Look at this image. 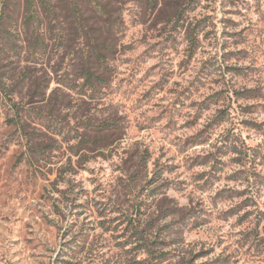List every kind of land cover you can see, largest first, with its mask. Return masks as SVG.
<instances>
[{"label": "rangeland", "instance_id": "1", "mask_svg": "<svg viewBox=\"0 0 264 264\" xmlns=\"http://www.w3.org/2000/svg\"><path fill=\"white\" fill-rule=\"evenodd\" d=\"M44 1L0 0V264H264V0Z\"/></svg>", "mask_w": 264, "mask_h": 264}, {"label": "trees", "instance_id": "2", "mask_svg": "<svg viewBox=\"0 0 264 264\" xmlns=\"http://www.w3.org/2000/svg\"><path fill=\"white\" fill-rule=\"evenodd\" d=\"M27 1V4H28V8L31 10V9H33V7H34V3H35V0H26ZM41 3H42V5H43V7H45V1L44 0H41ZM102 10L103 11H105L106 9L102 6ZM99 52V50H97L96 49V51L95 52ZM93 78V74H91V73H89V75H88V81H90L91 82V79Z\"/></svg>", "mask_w": 264, "mask_h": 264}]
</instances>
